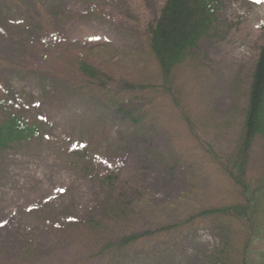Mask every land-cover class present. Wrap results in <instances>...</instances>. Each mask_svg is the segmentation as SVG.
Segmentation results:
<instances>
[{
  "label": "rangeland",
  "instance_id": "obj_1",
  "mask_svg": "<svg viewBox=\"0 0 264 264\" xmlns=\"http://www.w3.org/2000/svg\"><path fill=\"white\" fill-rule=\"evenodd\" d=\"M166 1L0 0V118L17 107L46 131L0 150V264L260 262L264 199L253 229L204 212L244 201L225 165L242 147L264 0H225L168 79L149 46ZM76 51L96 78L69 69ZM248 157L263 185L261 138Z\"/></svg>",
  "mask_w": 264,
  "mask_h": 264
},
{
  "label": "trees",
  "instance_id": "obj_2",
  "mask_svg": "<svg viewBox=\"0 0 264 264\" xmlns=\"http://www.w3.org/2000/svg\"><path fill=\"white\" fill-rule=\"evenodd\" d=\"M225 0H167L160 10L161 13L150 28L151 53L165 79L172 76L190 56L199 43L210 36L219 24V15ZM15 8V0L11 3ZM14 28L16 26L11 24ZM18 28H20L18 26ZM17 28V29H18ZM78 51L72 52L69 69L83 72L87 78H96V68L90 60L78 56ZM256 67L253 72L248 105L243 117L242 147L236 155L230 157L229 176L234 181L243 203L221 210H210L204 214H234L247 219L253 229L260 215V202L264 199V184L252 186L248 180V153L256 138H261L264 145V47L260 49ZM77 68V69H75ZM22 109L13 107L4 112L0 118V150L11 149L15 145L31 143L45 134V128L35 119H27L21 114ZM82 151L86 152L85 148ZM258 264H264V253L259 257ZM247 264V263H243Z\"/></svg>",
  "mask_w": 264,
  "mask_h": 264
}]
</instances>
